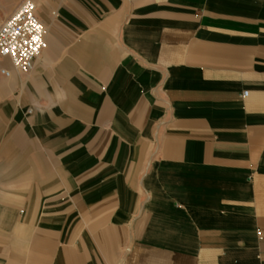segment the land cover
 <instances>
[{
  "label": "crops",
  "instance_id": "obj_1",
  "mask_svg": "<svg viewBox=\"0 0 264 264\" xmlns=\"http://www.w3.org/2000/svg\"><path fill=\"white\" fill-rule=\"evenodd\" d=\"M40 5L32 69L0 56V264H264V0Z\"/></svg>",
  "mask_w": 264,
  "mask_h": 264
},
{
  "label": "built area",
  "instance_id": "obj_2",
  "mask_svg": "<svg viewBox=\"0 0 264 264\" xmlns=\"http://www.w3.org/2000/svg\"><path fill=\"white\" fill-rule=\"evenodd\" d=\"M44 28L33 0H23L0 24V56L20 72L32 69L34 60L45 48ZM8 75L7 70L0 71ZM247 90L242 96L247 95Z\"/></svg>",
  "mask_w": 264,
  "mask_h": 264
},
{
  "label": "rangeland",
  "instance_id": "obj_3",
  "mask_svg": "<svg viewBox=\"0 0 264 264\" xmlns=\"http://www.w3.org/2000/svg\"><path fill=\"white\" fill-rule=\"evenodd\" d=\"M23 0H17L16 1V3H15V6L11 9V11L10 12H12L21 2H22ZM41 4V1L37 4V6H39V8H40V5ZM8 16V15H7ZM6 18V17H5ZM5 18H3L2 20H0V24L2 23V21L5 19Z\"/></svg>",
  "mask_w": 264,
  "mask_h": 264
},
{
  "label": "bare ground",
  "instance_id": "obj_4",
  "mask_svg": "<svg viewBox=\"0 0 264 264\" xmlns=\"http://www.w3.org/2000/svg\"><path fill=\"white\" fill-rule=\"evenodd\" d=\"M35 2V4L37 5L41 0H33ZM43 25V24H42ZM44 28V26H43ZM44 31H45V28H44Z\"/></svg>",
  "mask_w": 264,
  "mask_h": 264
}]
</instances>
